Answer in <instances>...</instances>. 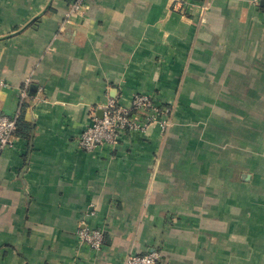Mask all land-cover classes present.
<instances>
[{
    "label": "crops",
    "instance_id": "1",
    "mask_svg": "<svg viewBox=\"0 0 264 264\" xmlns=\"http://www.w3.org/2000/svg\"><path fill=\"white\" fill-rule=\"evenodd\" d=\"M72 1L0 0V115L29 128L0 151V264H264L261 1ZM134 93L170 127L80 150Z\"/></svg>",
    "mask_w": 264,
    "mask_h": 264
},
{
    "label": "built area",
    "instance_id": "2",
    "mask_svg": "<svg viewBox=\"0 0 264 264\" xmlns=\"http://www.w3.org/2000/svg\"><path fill=\"white\" fill-rule=\"evenodd\" d=\"M88 0H73L70 4L68 17L82 14ZM256 5L261 0H253ZM20 103L26 100V85L19 89ZM101 116L93 117L86 124L76 140L77 147L85 152H92L98 147H118L123 145L132 134H143L151 126H157L161 132L171 125L168 110H163L155 99L144 93L132 94L128 103L120 104L107 100L101 107ZM15 116L0 115V151L10 147L14 140ZM103 232L88 227L77 232L78 243L90 251L99 252L103 247ZM159 254L150 252L143 255H130L124 264H159Z\"/></svg>",
    "mask_w": 264,
    "mask_h": 264
},
{
    "label": "trees",
    "instance_id": "3",
    "mask_svg": "<svg viewBox=\"0 0 264 264\" xmlns=\"http://www.w3.org/2000/svg\"><path fill=\"white\" fill-rule=\"evenodd\" d=\"M21 117H22V115L21 114H19V116H18V118H17V122H16V130L19 128V126H20V128L19 129H24L25 130V132L29 129L28 128V126H27V124H23L22 123V121H21ZM15 130V132L17 133V131Z\"/></svg>",
    "mask_w": 264,
    "mask_h": 264
},
{
    "label": "water",
    "instance_id": "4",
    "mask_svg": "<svg viewBox=\"0 0 264 264\" xmlns=\"http://www.w3.org/2000/svg\"><path fill=\"white\" fill-rule=\"evenodd\" d=\"M260 5L264 6V0H261Z\"/></svg>",
    "mask_w": 264,
    "mask_h": 264
}]
</instances>
